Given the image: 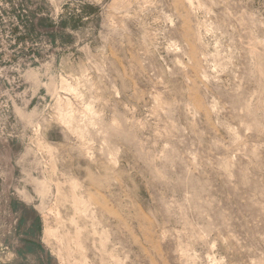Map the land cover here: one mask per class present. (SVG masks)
<instances>
[{
    "label": "rangeland",
    "instance_id": "rangeland-1",
    "mask_svg": "<svg viewBox=\"0 0 264 264\" xmlns=\"http://www.w3.org/2000/svg\"><path fill=\"white\" fill-rule=\"evenodd\" d=\"M0 264H264V0H0Z\"/></svg>",
    "mask_w": 264,
    "mask_h": 264
}]
</instances>
